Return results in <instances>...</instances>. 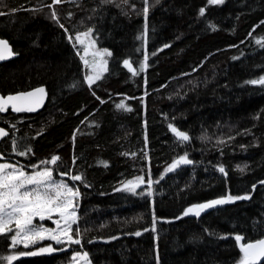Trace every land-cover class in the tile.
Returning a JSON list of instances; mask_svg holds the SVG:
<instances>
[{"label":"trees","instance_id":"16d2710c","mask_svg":"<svg viewBox=\"0 0 264 264\" xmlns=\"http://www.w3.org/2000/svg\"><path fill=\"white\" fill-rule=\"evenodd\" d=\"M54 1L0 0V38L18 56L0 66V94L43 86L48 95L37 114L0 112L9 132L0 162L49 167L67 182L81 175L72 231L80 243L14 247L5 233L0 258L70 264L87 253L92 264H238L234 237L264 238V84L248 83L264 78V0H148L147 19L143 0ZM90 29L97 48L112 53L91 87L73 43ZM121 102L131 111L118 109ZM185 154L192 163L162 177ZM53 156L56 165L41 163ZM137 177L144 187L124 190ZM227 196L249 198L183 215ZM46 246L56 252L21 255Z\"/></svg>","mask_w":264,"mask_h":264},{"label":"snow or ice","instance_id":"6c2138e0","mask_svg":"<svg viewBox=\"0 0 264 264\" xmlns=\"http://www.w3.org/2000/svg\"><path fill=\"white\" fill-rule=\"evenodd\" d=\"M60 2L61 0H55V3ZM143 2L145 4L143 14L145 19H147L148 0H143ZM156 2H159V0H156ZM223 2L224 0H209L210 4H222ZM203 12L204 9H201V15H203ZM52 15L55 18V12H53ZM60 26L63 27V25ZM69 40H72L71 36ZM75 41L78 42L83 49L84 55L81 59L84 61L85 66L91 69L92 75L86 77L89 87H91L95 81L102 78L103 72L107 71V60L103 58L105 56H111L112 53L107 49L102 51L96 50L95 40L91 39V29L87 32L78 34L75 37ZM256 42L258 44L261 43L260 40ZM5 54L11 55V49L8 47L7 41L0 39V59H3ZM77 54H79V52ZM89 55L92 57L91 60L86 59ZM146 59L145 57V60ZM124 65L132 71L127 60L124 61ZM145 68L146 64L141 65L140 71H143ZM135 74L136 73L133 71V75ZM248 83L264 84V78L252 80ZM37 93L43 94L44 89L39 88L35 92L21 93L6 98L0 96V112L6 111L9 105L15 112L35 111L42 103L43 99L42 96L37 97ZM116 107L118 109L131 111V108L126 107L124 102L117 104ZM169 128L179 141H189L190 137L187 133L178 130L172 125H169ZM4 135H7V133L3 129H0V136ZM30 151L31 149L19 151L17 154L26 156ZM59 159V156H53L50 160H45L41 163L45 166L48 164L56 165ZM191 163L192 161L189 160L185 154L176 159L168 168V171H172L180 164ZM105 166L107 165L105 164ZM38 169L39 166H33L32 171L29 172L23 167H18L8 162L0 163V235L12 233L8 239L14 247L18 243H23L24 247H28L29 242L36 243L38 240L44 239L53 240L57 244H79L80 240L74 239L71 235L73 225L77 224L76 208L78 205L76 199L79 195V189L75 188L74 185L70 186L63 180H56L53 176V169L49 167ZM219 171L225 173L223 167H221ZM240 171H244V169L241 168ZM61 175L69 176L67 172ZM70 179L73 181H80L82 177L81 175H75L71 176ZM144 183L143 177H137L135 180L127 181L124 185V190L135 194L137 187ZM148 187L150 188L151 185L149 184ZM150 194L151 193H149V195ZM248 198L247 196H227L224 199H215L210 202L189 207L184 211L183 215L187 216L193 214L199 216L201 211L207 208L238 199ZM54 215L58 217V219L53 221L56 225L54 229L44 227L42 224H34L37 218L39 221H44L45 219L52 220ZM153 221L155 222V217H153ZM140 234V232L135 233L137 236ZM77 235H79V233H77ZM234 239L238 242L240 252L242 253V257L238 264H260V261L264 259V238L257 239L255 242L249 241L247 243H240L244 239L241 235H236ZM52 250L51 247H42L38 251L21 253V255H37L41 252H50ZM17 258L16 255H9L0 259L11 264V262ZM73 259L75 260L76 257H73ZM81 259L86 262L87 253H84Z\"/></svg>","mask_w":264,"mask_h":264},{"label":"rangeland","instance_id":"374dc122","mask_svg":"<svg viewBox=\"0 0 264 264\" xmlns=\"http://www.w3.org/2000/svg\"><path fill=\"white\" fill-rule=\"evenodd\" d=\"M54 4H57V3H55V1H54ZM53 4V5H54ZM149 5H150V3H149ZM149 5H148V7H149ZM51 9H53V6L52 7H50ZM85 32H87V31H85ZM84 33V32H83ZM81 34V33H80ZM91 39H94L93 37H92V35H91ZM95 40V39H94ZM146 41H147V35H145V38H144V43H146ZM87 42V41H86ZM73 43H74V45L76 46V49H77V51L79 52V55H80V58L84 55V52H83V49H82V47L79 45V43L78 42H76L75 41V39H74V41H73ZM95 48H96V50H98V51H102V50H99L98 48H97V46H96V41H95ZM86 59H88V60H91L92 59V57H91V55H89L88 57H86ZM99 59V58H98ZM103 59H105V60H107V71H104L103 72V74H102V78H103V76L108 72V61H109V56H105ZM82 60V59H81ZM82 62H83V64H84V61L82 60ZM143 64H146V62H144ZM84 67H85V71H86V73H85V80H86V82H87V79H86V77L88 76V75H92V72H91V69L89 68V67H86L85 66V64H84ZM101 78V79H102ZM100 80V79H99ZM99 80H97V81H99ZM97 81H95L94 83H96ZM88 83V82H87ZM93 83V84H94ZM89 85V84H88ZM92 86V85H91ZM0 163H4V162H0ZM14 165V164H13ZM172 165V164H171ZM170 165V166H171ZM184 165H186V164H180V165H178L176 168H174L172 171H168V168L170 167H167L166 168V171L163 173V175H162V177H164V176H166L167 174H170V173H173V172H175L179 167H181V166H184ZM17 166V165H16ZM35 166H39V169H40V167H41V165H35ZM18 167H20V166H18ZM32 168H33V166L32 167H30V169L29 170H32ZM38 169V170H39ZM26 170V169H25ZM27 171V170H26ZM29 172H31V171H29ZM56 180H58V181H60V180H63L64 182H66V183H70L69 185L70 186H73V184H74V187L75 188H78V186L77 185H75V184H78V182L79 181H73V180H69V182H67V181H65L63 178H55ZM80 183V182H79ZM144 187V184H141L138 188H143ZM80 199V194L78 195V197H77V199H76V203H77V205H78V200ZM78 210V206H77V208H76V211ZM77 215H78V213H77ZM56 219H58V217H56L55 215L53 216V218H52V220H48V219H45L44 221H39V219L37 218L35 221H34V224H42L44 227H47V228H55L56 227V225L53 223V221L54 220H56ZM46 223H50L51 225H48V224H46ZM73 231V230H72ZM71 235L73 236V234L71 233ZM73 238L74 239H76L74 236H73ZM63 239V238H62ZM45 241H49V242H52L54 245H56V246H59V245H64V246H69V245H72V244H76V243H64V244H57L55 241H53V240H49V239H44V240H38L36 243H31V242H29V246L28 247H37L38 245H42ZM17 245H24L23 243H18ZM16 245V246H17ZM46 247H49V246H46ZM51 247V246H50ZM53 250L52 251H50V252H41V253H45V254H47V253H54V252H56V250L53 248V247H51ZM83 256V254L82 253H76V254H74L73 256H72V261H71V263L70 264H92L91 262H90V260H89V258L87 257V261L85 262L83 259H81V257ZM73 257H76V259L74 260L73 259Z\"/></svg>","mask_w":264,"mask_h":264},{"label":"water","instance_id":"95a60500","mask_svg":"<svg viewBox=\"0 0 264 264\" xmlns=\"http://www.w3.org/2000/svg\"><path fill=\"white\" fill-rule=\"evenodd\" d=\"M0 39H1V38H0ZM3 40H4V39H3ZM5 41H6V40H5ZM7 44H8V47L11 49V55L5 54L4 58H3V59H0V66H1L2 64L7 63V62H10V61H12V60H14V59H16V58L18 57V56L14 53V51H13L11 45H10L8 42H7ZM129 64H130V63H129ZM130 66H131V64H130ZM131 68H132V66H131ZM132 69H133V68H132ZM39 88H43V89H44V93H43V94H41V93H37V97H40V96L43 97V99H42V103L39 105V107L36 108L35 111L29 112V113H31V114H37V113H39V112L44 108V106L46 105L47 99H48V95H47V91H46V88H45V87L42 86V87H38V88H35V89H32V90H29V91L19 92V93L12 94V95H8V96H15V95H18V94H21V93L35 92V91H36L37 89H39ZM0 96H2V95L0 94ZM8 96H2V97H5V98H6V97H8ZM9 110H10L12 113H14V114H22V113L27 112V111H23V112H15V111L12 110V108H11L10 105L7 107V110H6V111H9ZM6 111H4V112H6ZM0 129H3V130L7 133V135L0 136V144H1L2 141L8 136L9 132H8V130H7L5 127H3V126H0ZM3 159H4L3 156L0 154V160H3ZM222 205H224V204L216 205V206H214V207L207 208V209H205V210H203V211L207 212V211H210V210H212V209H214V208H216V207H218V206H222ZM254 242H255V241H254ZM262 262H264V259H262V260L260 261V263H262Z\"/></svg>","mask_w":264,"mask_h":264},{"label":"bare ground","instance_id":"6f19581e","mask_svg":"<svg viewBox=\"0 0 264 264\" xmlns=\"http://www.w3.org/2000/svg\"><path fill=\"white\" fill-rule=\"evenodd\" d=\"M149 12V11H148ZM150 14V13H149ZM22 65V64H21ZM13 70H14V68H12ZM10 69H8V71H9ZM18 71V70H17ZM11 72V71H10ZM13 72H15V71H13ZM19 72V71H18ZM11 75H13V74H11ZM82 78H80V80H81ZM250 81H252V80H250ZM92 112V111H91ZM94 114V113H93ZM6 119V118H5ZM8 125V124H7ZM11 128V127H10ZM20 128V127H19ZM13 129V128H12ZM26 129V128H25ZM16 158V157H15ZM25 158V157H24ZM25 164V163H24ZM70 184V183H69ZM78 185V184H77ZM27 256V255H26Z\"/></svg>","mask_w":264,"mask_h":264}]
</instances>
